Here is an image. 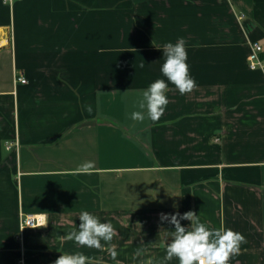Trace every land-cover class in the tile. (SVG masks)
<instances>
[{"label": "crops", "instance_id": "crops-1", "mask_svg": "<svg viewBox=\"0 0 264 264\" xmlns=\"http://www.w3.org/2000/svg\"><path fill=\"white\" fill-rule=\"evenodd\" d=\"M181 37L197 83L185 95L161 72L162 46ZM255 43L264 0H0V264L77 252L88 264H179L164 259L174 226L160 215L187 211L244 235L229 264H264ZM157 79L169 103L153 122L139 104ZM88 161L91 174H76ZM83 211L116 229L104 250L64 239ZM33 215L47 226L22 230Z\"/></svg>", "mask_w": 264, "mask_h": 264}, {"label": "clouds", "instance_id": "clouds-1", "mask_svg": "<svg viewBox=\"0 0 264 264\" xmlns=\"http://www.w3.org/2000/svg\"><path fill=\"white\" fill-rule=\"evenodd\" d=\"M162 49L164 63L161 72L163 76L178 89L181 95L193 92L197 88V83L190 75L185 39L181 37L175 44L165 43ZM140 67H144V64H141ZM167 90L168 84L165 80L157 79L143 93L139 107L141 109L146 108L147 116L153 122L159 121L169 103L166 96ZM86 110L90 113L92 111L91 106H86ZM144 118L141 112L132 113L134 120L143 121ZM93 169L94 163L88 161L74 171L76 174H91ZM160 220L162 223L167 221L174 226V231H170L171 240L166 248L164 258L166 261L175 257L179 264H229L233 256L239 255L241 245L246 243L244 235L232 229L223 226L219 229H209L193 211H187L182 215L179 212L175 214L162 213ZM181 220H187L191 223L188 227H184L181 225ZM79 221L78 231L68 233L64 239L74 240L82 247L104 250L105 245L101 241L110 244L114 236L117 235L111 222H101L97 216L88 211H83L79 215ZM46 226L47 224L42 222L38 227ZM107 250L115 259L117 256L115 246L112 245ZM136 255H141L139 249ZM88 262L89 257L77 252L60 255L53 264H88ZM147 264H153L152 260H149Z\"/></svg>", "mask_w": 264, "mask_h": 264}, {"label": "built area", "instance_id": "built-area-1", "mask_svg": "<svg viewBox=\"0 0 264 264\" xmlns=\"http://www.w3.org/2000/svg\"><path fill=\"white\" fill-rule=\"evenodd\" d=\"M16 1L21 0H3L4 4L6 5H12ZM248 62H249V68L252 71L261 70L264 72V48L261 44L255 43L252 47V51L248 56ZM16 82L20 84H27V80L25 75L22 72H18L16 74ZM13 146V143L8 144V149H11ZM16 147V145H14ZM42 223V219L39 216H25L22 220V230L25 229H34L28 226L38 227ZM22 264L23 261H22Z\"/></svg>", "mask_w": 264, "mask_h": 264}]
</instances>
